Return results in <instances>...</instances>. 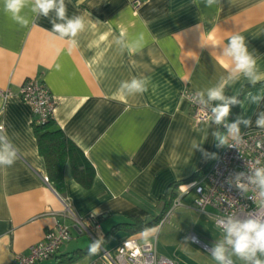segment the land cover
<instances>
[{
	"label": "crops",
	"instance_id": "1",
	"mask_svg": "<svg viewBox=\"0 0 264 264\" xmlns=\"http://www.w3.org/2000/svg\"><path fill=\"white\" fill-rule=\"evenodd\" d=\"M135 1L140 3L137 7ZM65 4L69 16L85 19L75 46L53 33L48 19L33 17L27 8L24 14L30 23L21 27L0 3V91L11 92L0 95V133L7 134L18 152L12 167L0 168V264L27 254L59 223L69 226L71 240L52 258L36 264H57L60 256H74L70 264H101L100 249L90 255L94 241L65 213V205L76 219L89 221L84 225L106 250L105 235L121 217L152 216L172 184L207 170L222 148L211 134L226 133V128L196 122L181 93L185 88L203 90L207 99L206 90L228 73L220 54L232 34L245 36L264 73V0H220L211 8L197 0H65ZM141 35L142 49L129 55L123 44ZM224 63L230 64L226 58ZM133 77L148 78V90L122 95L120 83ZM28 79L48 90L54 100V128L92 167L88 188L74 180L68 165L62 194L46 181L32 111L18 97ZM249 93L264 94V79L253 86L241 76L225 88L229 98L241 95L244 105L236 106L229 123L242 113L252 117L253 127L241 126L242 133L257 129L255 113L264 110V100L258 109L246 99ZM194 140L202 142L203 151L193 150ZM193 199L194 195L191 207ZM149 235L145 231L131 237L144 244L150 242ZM195 237L199 244L188 238L191 253L181 252L186 264H215L206 249L216 241ZM179 257L174 261L181 263Z\"/></svg>",
	"mask_w": 264,
	"mask_h": 264
},
{
	"label": "clouds",
	"instance_id": "2",
	"mask_svg": "<svg viewBox=\"0 0 264 264\" xmlns=\"http://www.w3.org/2000/svg\"><path fill=\"white\" fill-rule=\"evenodd\" d=\"M3 11L10 16L12 21L21 27H27L30 19L24 14L27 8L33 17H43L48 19L51 24V31L58 34L61 38H67L70 45L75 46L76 36L85 29V19L81 15L69 16L65 0H0ZM203 3L205 7L211 8L220 3V0H197V4ZM119 43V41H117ZM144 37L141 35L134 41L123 44L129 55L137 54L143 47ZM212 46H216L213 42ZM221 63L228 68L226 76H222L216 85L206 90L207 99L204 98L205 92L197 90L193 93L197 96L198 103L205 108H211V114L208 121L211 125L224 124L226 133L219 131L212 132V136L217 141L218 147L238 148L245 143L243 139L242 128L249 129L253 127L252 117L242 113L236 119L227 123L226 118L230 114L232 105H243V102L235 97H227L225 88L235 83L243 76L253 86L264 79V73L257 68V61L249 51L245 36L234 33L228 38L226 46L220 54ZM225 58L229 63H224ZM148 78L133 77L120 83L118 91L122 95L134 96L143 94L148 90ZM246 99L260 109V102L264 100V94H251ZM216 101L214 106L212 102ZM255 127L264 130V110H258L256 113ZM202 142L192 143L193 150L201 149ZM259 146V145H258ZM18 152L6 133H0V168L12 167L17 160ZM242 178H246L247 184L241 183ZM229 189L235 187L241 195L253 199L257 197L261 205H264V162L255 161L254 166L249 167L246 172L235 174V179L226 181ZM250 186V187H249ZM249 191L253 195H248ZM215 226L221 232V238L216 243L207 248L215 264H264V216L248 215L246 218H239L236 215L217 218ZM147 234V233H145ZM90 255L97 253L95 244L90 246Z\"/></svg>",
	"mask_w": 264,
	"mask_h": 264
},
{
	"label": "built area",
	"instance_id": "3",
	"mask_svg": "<svg viewBox=\"0 0 264 264\" xmlns=\"http://www.w3.org/2000/svg\"><path fill=\"white\" fill-rule=\"evenodd\" d=\"M139 4V1H135L133 7H137ZM193 93L190 89L185 88L181 96L186 100L192 118L198 123L206 122L211 114V108H205L199 104V98ZM0 95L7 97L11 95V92L0 91ZM18 97L31 108L32 124L39 126L52 120L54 100L48 90L37 80H26L18 90ZM243 134L245 143L238 148L222 147L200 180L192 184L189 189L179 193L178 198L174 201L175 207L180 206L183 196L193 192L194 209L199 213L207 214L214 225L217 218L228 215H236L239 218H246L248 215L254 214L264 216V205H261L260 200L251 191L248 195H253V199L241 195L235 187L229 189L226 183L229 179L234 180L236 173L246 172L249 167L254 166L255 161L264 162V130L251 129ZM241 183L247 184L246 178H242ZM65 208V213L93 239L96 247L100 249L103 258L101 264H178L172 259L158 255L155 243L140 244L133 237L123 239L112 251H105L88 227L84 225L89 221L76 219L71 215L67 205ZM188 238L192 243L199 244L195 235L190 234ZM70 240L69 226L59 223L55 228L46 232L41 242L32 245L27 254L14 255L10 264H36L48 260Z\"/></svg>",
	"mask_w": 264,
	"mask_h": 264
},
{
	"label": "trees",
	"instance_id": "4",
	"mask_svg": "<svg viewBox=\"0 0 264 264\" xmlns=\"http://www.w3.org/2000/svg\"><path fill=\"white\" fill-rule=\"evenodd\" d=\"M237 100H241L240 97ZM236 105H232L230 114L226 118V122L229 123L236 114ZM34 133L37 142L38 152L42 156L47 174V181L54 187V189L62 194L65 188L64 170L66 165L70 166L71 174L74 180L82 187L88 188L94 177V171L89 163L86 161L81 151L69 141L60 130L54 128L53 120H49L43 125H34ZM221 128H226L224 124L220 125ZM207 170L202 173L195 174L189 179L172 184L166 194L160 198V203L163 204L160 215L156 216L150 222L145 219H140L137 216L129 217L133 221L132 223L121 224L127 231V237L134 236L142 233L150 227L154 226V223L160 222L162 215L166 207L171 206L178 198L181 191L189 189L192 184L199 181ZM137 220H136V219ZM117 225L113 226L109 232L105 235L108 236L117 229ZM57 264H70L75 260L74 256H60L56 258Z\"/></svg>",
	"mask_w": 264,
	"mask_h": 264
},
{
	"label": "rangeland",
	"instance_id": "5",
	"mask_svg": "<svg viewBox=\"0 0 264 264\" xmlns=\"http://www.w3.org/2000/svg\"><path fill=\"white\" fill-rule=\"evenodd\" d=\"M192 197L193 193H188V195L181 200L180 206L175 207L174 203L171 206L168 205L163 212L160 222L154 223V226L146 230L150 232L147 239L155 243L159 255L172 258L173 260L181 256V252L184 253L185 256L189 255L193 250L187 238L189 234L196 235L200 240L203 235L214 241L221 238V233L219 229L213 225V221L197 212L193 207V203L191 207ZM162 207L163 204H160L158 207L153 208L152 216L145 220L147 222L153 220L154 217L161 213ZM137 217L142 219L139 216ZM129 220H131L129 217H121L117 222V229L108 236L105 243H102L104 244L103 247L106 249L105 251H112L123 238H126L128 234L126 232L127 230L121 226V224L133 222ZM162 221L164 222L161 224ZM100 253L101 251H99V254ZM184 257H179L182 259L181 263L178 262L179 264H186Z\"/></svg>",
	"mask_w": 264,
	"mask_h": 264
}]
</instances>
